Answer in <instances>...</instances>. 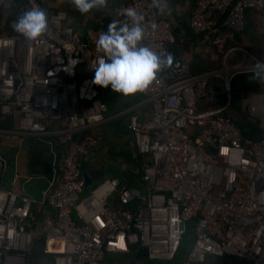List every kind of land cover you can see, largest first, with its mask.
I'll return each instance as SVG.
<instances>
[{
	"label": "built area",
	"instance_id": "2783aa9c",
	"mask_svg": "<svg viewBox=\"0 0 264 264\" xmlns=\"http://www.w3.org/2000/svg\"><path fill=\"white\" fill-rule=\"evenodd\" d=\"M11 1L15 14L3 19ZM34 6L46 10L49 32L29 42L12 24ZM126 7L145 17L143 43L173 54L172 23L151 0H124L113 8L118 19ZM246 11L264 15V0L195 1L189 29L208 37L220 71L191 75L188 62L173 54V65L137 93L147 102V119L128 117L143 194L108 178L83 195L81 158L96 144L87 129L101 123L107 109L92 83L102 58L95 41L105 30L75 31L40 0H0V122L10 118L16 129L0 133L53 135L62 148L53 154L57 165L38 203L3 187L8 160L0 152V264H27L40 240L51 264H102L108 255H133L138 247L146 248V261L172 262L189 222L194 240L181 264H204L207 256L264 264V139L244 137L228 113L231 79L250 75L256 60L235 42ZM241 99L249 121L256 118L264 130V94ZM34 205L53 212L50 225L39 223Z\"/></svg>",
	"mask_w": 264,
	"mask_h": 264
},
{
	"label": "crops",
	"instance_id": "0c3cea01",
	"mask_svg": "<svg viewBox=\"0 0 264 264\" xmlns=\"http://www.w3.org/2000/svg\"><path fill=\"white\" fill-rule=\"evenodd\" d=\"M124 0H109V7L106 10L92 12L88 15H81L70 4L61 3V0H40L43 6L59 12L63 15L65 22L75 31L80 33L85 29L101 26L105 31L111 20H118L113 13L114 6ZM196 0H169L173 9L171 15L162 17L168 19L173 26L175 44L172 45L174 56L183 57L189 65V68L206 74L215 71L218 68L217 57L214 55L208 43L206 35H194L188 26L189 17ZM13 1L3 10L1 17L7 18L15 14V8L12 9ZM161 16V15H160ZM244 29L235 38L237 45L256 59H264V15L255 14L246 11L244 14ZM235 59L232 60L234 62ZM249 61H247L248 63ZM110 98H103L107 109L104 113V120L87 129L88 133L95 136L96 144L92 146L81 158L82 171H97L102 173L101 178H120L124 184H127L128 177L134 176L138 172V159L134 154L132 140L127 130L128 117L136 113L139 121H145L148 116L147 102L141 96H122L109 89ZM7 123L1 129L6 131ZM16 136V135H12ZM6 135V138H12ZM23 139V140H22ZM18 139L16 145H10V139L6 145V154H8L10 172L6 179L2 181L3 187H12L19 192V183L21 177L26 174H42L50 163L53 167L57 165L56 155L61 153L62 148L56 143L53 135H47L42 140L25 137ZM55 153V156L53 155ZM30 175V177H31ZM106 176V177H105ZM130 179V178H129ZM132 184V183H130ZM133 186L134 185H130ZM37 212V220L43 225H50L53 222V212L40 206H33ZM123 256L124 254H118ZM113 255H108L110 257ZM133 257V255H126ZM134 258V257H133ZM185 258V257H184ZM180 260L177 264H181ZM144 261V260H143ZM143 264H176V262H149ZM204 264H246L245 262L234 259L229 256L223 258L214 257L206 259Z\"/></svg>",
	"mask_w": 264,
	"mask_h": 264
},
{
	"label": "clouds",
	"instance_id": "9594fccd",
	"mask_svg": "<svg viewBox=\"0 0 264 264\" xmlns=\"http://www.w3.org/2000/svg\"><path fill=\"white\" fill-rule=\"evenodd\" d=\"M70 4L81 15L106 10L109 0H61ZM151 7L158 15H171L169 0H151ZM123 19L111 20L107 30L95 41L96 51L102 58L94 67L92 83L122 96H134L150 88L158 75L169 69L174 62L167 50L156 51L143 43L145 17L134 7L120 12ZM13 30L29 42L44 38L49 32L48 14L34 6L25 10L13 22ZM156 24L152 25L155 29ZM73 65L77 61H70ZM250 79L264 85V59H256L250 66Z\"/></svg>",
	"mask_w": 264,
	"mask_h": 264
},
{
	"label": "trees",
	"instance_id": "16d2710c",
	"mask_svg": "<svg viewBox=\"0 0 264 264\" xmlns=\"http://www.w3.org/2000/svg\"><path fill=\"white\" fill-rule=\"evenodd\" d=\"M101 27V26H100ZM173 46H171L172 50ZM191 75H202L200 71L193 70L189 68ZM250 75H237L231 79L230 82V90H231V84L235 85V87L232 89V95L230 96V107H233L236 111V116L234 117V121L236 125L240 128L242 134L246 138H257V139H264V130L258 128L257 124H253L248 119V114L242 109L241 106H236L235 103H233V99H241V96L248 93H255V94H264V85L258 84L256 81H249ZM100 97L103 99L105 98V91L104 89L100 88ZM137 95V94H136ZM1 125V122H0ZM2 126V125H1ZM37 139V138H36ZM138 163H140V159H138ZM140 174L137 172L132 177H128L127 181L129 183L139 182ZM130 178V179H129ZM127 182V183H128ZM128 183V184H129ZM191 232V231H190ZM192 233V232H191ZM194 240V234L186 238L185 236L182 239L180 249L178 250V253L174 260L172 262H179L182 260L188 253L191 244ZM225 257V256H224ZM223 258V257H221ZM236 259V258H234ZM243 261V260H241ZM163 263V262H161ZM102 264H112V260L109 257H105L103 259Z\"/></svg>",
	"mask_w": 264,
	"mask_h": 264
},
{
	"label": "rangeland",
	"instance_id": "374dc122",
	"mask_svg": "<svg viewBox=\"0 0 264 264\" xmlns=\"http://www.w3.org/2000/svg\"><path fill=\"white\" fill-rule=\"evenodd\" d=\"M229 66V64H228ZM219 69V70H218ZM220 71V68H217L215 69V71H213L212 73H218ZM211 80L214 82L215 86L218 88L219 86H221V82L219 80L218 77H212ZM235 87V85H233V83L231 84V90H230V93L232 95V89ZM105 98H110L108 92H105ZM241 101L242 99H233V103H235L236 106H241ZM242 107V106H241ZM228 113H231L232 115L236 116V111L233 107H230L229 110H228ZM250 118V117H249ZM252 119V118H250ZM252 123L253 124H257V119L254 118L252 120ZM3 126L0 125V128H2ZM6 130L7 131H10V132H16V129L14 128L13 124H12V121L11 119L9 118L8 121H7V126H6ZM12 137V136H11ZM23 137L22 136H13L12 138L10 139H14V141H10V145L14 146L16 145L18 139H22ZM25 138V137H24ZM9 138H6V135L5 134H1L0 133V152L3 153V155L5 157H8V154H6V145L8 144V141L10 140ZM23 140V139H22ZM10 172V167H9V159H8V168L5 172V175L3 177V180L6 179L7 177V174ZM9 176V174H8ZM106 177V176H105ZM105 178H101L98 182L100 183L102 180H104ZM129 183V182H128ZM127 183V184H128ZM3 184V183H2ZM130 184V183H129ZM130 185H134L139 191L140 193L143 194L144 192V185L139 181L137 182H134L133 184H130ZM90 191V188H87V189H84L83 191V195H87ZM114 199V198H113ZM134 207V204H132L130 206V209H133ZM192 224L193 222H189L186 224V231H185V234L184 236L186 238H188L189 236L193 235V232H192ZM192 233H191V232ZM43 240H40L38 243H37V248L34 250L33 254L31 255V257L29 258L28 260V263L27 264H51V260L49 258H46V257H42L41 255V251L43 249ZM111 260H112V264H143L142 262L146 261V260H139V259H135L133 257H130V256H126V255H123V256H120L118 254H114L113 256H110L109 257ZM214 257L212 256H207L206 259H213ZM157 263V262H155ZM163 263H166V262H163Z\"/></svg>",
	"mask_w": 264,
	"mask_h": 264
},
{
	"label": "water",
	"instance_id": "95a60500",
	"mask_svg": "<svg viewBox=\"0 0 264 264\" xmlns=\"http://www.w3.org/2000/svg\"><path fill=\"white\" fill-rule=\"evenodd\" d=\"M249 81H254L249 78ZM2 126H5V121L1 122ZM53 166L50 163L46 166V169L42 174L30 173L21 177L19 183V189L22 194L30 197L35 202H41L42 193L48 188L49 182L52 178ZM31 175V177H30ZM81 177L84 184V189L92 188L102 177V173L97 171H81ZM179 230L184 231L183 223L179 224ZM133 257L139 260H146L147 253L146 248L138 247L134 253Z\"/></svg>",
	"mask_w": 264,
	"mask_h": 264
}]
</instances>
